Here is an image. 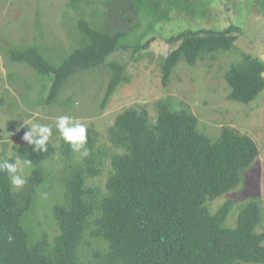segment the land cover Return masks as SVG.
I'll return each mask as SVG.
<instances>
[{
	"label": "trees",
	"instance_id": "16d2710c",
	"mask_svg": "<svg viewBox=\"0 0 264 264\" xmlns=\"http://www.w3.org/2000/svg\"><path fill=\"white\" fill-rule=\"evenodd\" d=\"M196 1L113 0L120 6L122 22H129L128 31L120 25L97 27L80 18L77 45L60 62L49 60L38 45L13 47L10 55L41 75H52L46 99L50 102L71 74L103 65L125 46L131 32L142 26L137 19L147 18L152 29L156 22L170 20L175 8L201 13L204 7ZM241 34L242 27L231 24L223 29L188 28L167 38L174 48L161 62L163 85L169 84L182 59L194 65L213 58L233 49ZM148 46L149 41L136 45V53ZM110 67L104 102L128 80L124 64ZM225 77L231 86L229 99L250 103L264 90V61L244 53ZM198 123L189 109L174 110L165 101L159 104L155 123L145 108L130 107L119 113L110 127V139L122 151L110 155L112 168L104 187L87 184L89 177L103 171L99 153L106 152L96 149L97 132L87 129L90 154L81 163L75 161L70 145L65 146V170L50 176L56 186H64V200L52 208L60 229L52 242L47 235L34 239L24 222L39 205L38 191L48 183L45 165L56 148L50 140L44 152L29 144L16 146L33 168L19 191L0 172V264H264V233L256 231L262 220L259 202L242 206L234 227L226 223L231 200L214 213L208 206L240 185L243 171L258 156V146L251 136L230 127L213 140ZM3 159L16 160L2 157L0 149ZM87 236L102 239L105 246L85 260L80 248Z\"/></svg>",
	"mask_w": 264,
	"mask_h": 264
},
{
	"label": "rangeland",
	"instance_id": "374dc122",
	"mask_svg": "<svg viewBox=\"0 0 264 264\" xmlns=\"http://www.w3.org/2000/svg\"><path fill=\"white\" fill-rule=\"evenodd\" d=\"M116 1V0H115ZM201 13L171 11V19L156 22L149 29L147 18H139L142 26L131 32L126 45L112 53L103 65L78 70L71 74L61 87L58 96L47 102L52 75L39 74L29 64L13 60L10 49L38 45L43 54L60 62L80 38L78 20L87 19L97 27L112 29L120 25L129 30V22H122L120 6L113 0H0V149L2 157L25 160L16 146H26L22 136L28 126L39 122L52 125L50 141L56 150L46 162L48 183L37 194L40 200L35 210L25 218L34 239L47 235L52 242L60 229L53 217L52 208L64 200V186L52 175L59 176L65 170L63 149L69 145L55 129V119L69 115L77 122L97 132L96 149L100 155L102 173L89 177L87 184L104 187L111 170L110 155L122 149L113 145L110 127L122 111L145 108L152 123L159 115V104L167 102L174 110L189 109L199 120L198 128L211 139L218 140L226 127L253 138L258 146V156L243 171L238 187L208 202L215 212L227 201L232 208L227 224L234 227L242 206L258 201L262 220L256 231L264 233V90L250 103L229 99L231 86L225 74L231 66L242 61L244 53L259 56L264 61V0H198ZM136 17V15L134 16ZM243 29L233 49L216 53L190 65L182 59L175 67L167 86L162 83V59L174 48L167 38L185 29H223L229 25ZM138 41V42H137ZM149 41V46L136 53V45ZM70 52V53H71ZM112 63L126 66L127 81L121 83L115 93L104 102L112 76ZM183 103V104H182ZM184 103L186 105H184ZM77 163L85 157L74 152ZM33 165H21L20 174L27 179ZM15 188L19 191L23 188ZM105 246L102 239L87 236L80 248V255L87 260L95 249ZM258 264V263H240Z\"/></svg>",
	"mask_w": 264,
	"mask_h": 264
},
{
	"label": "clouds",
	"instance_id": "9594fccd",
	"mask_svg": "<svg viewBox=\"0 0 264 264\" xmlns=\"http://www.w3.org/2000/svg\"><path fill=\"white\" fill-rule=\"evenodd\" d=\"M28 126L22 136V140L33 146L39 152L47 151V146L53 134L52 125L35 122ZM55 129L58 131L62 140L68 143L74 152H79L82 157H87L90 152L86 147L87 129L86 126L77 122L69 115H60L55 119ZM30 160L9 161L0 160V172L6 173L10 184L15 188H20L26 183V179L20 174L21 165L29 166Z\"/></svg>",
	"mask_w": 264,
	"mask_h": 264
}]
</instances>
